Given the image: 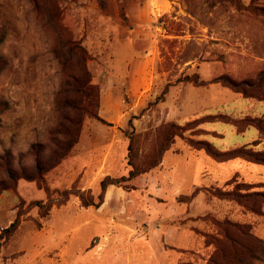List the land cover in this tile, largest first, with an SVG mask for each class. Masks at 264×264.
Here are the masks:
<instances>
[{"label": "rangeland", "instance_id": "374dc122", "mask_svg": "<svg viewBox=\"0 0 264 264\" xmlns=\"http://www.w3.org/2000/svg\"><path fill=\"white\" fill-rule=\"evenodd\" d=\"M1 38L0 234L22 215L0 264H210L219 249L223 264H264V197L237 183H264V164L232 159L219 176L197 148L254 143L255 127L213 117L262 115L264 101L178 81L256 80L264 0H0ZM170 121L197 137L83 205L129 174L130 153L147 165Z\"/></svg>", "mask_w": 264, "mask_h": 264}, {"label": "trees", "instance_id": "16d2710c", "mask_svg": "<svg viewBox=\"0 0 264 264\" xmlns=\"http://www.w3.org/2000/svg\"><path fill=\"white\" fill-rule=\"evenodd\" d=\"M0 41H2V38L0 39ZM0 61H5L3 59V57L1 56V54H0ZM1 68L2 67L0 66V70H1ZM178 81L179 82L190 81V82L194 83L195 86H205V85L211 84V83H219V84H222L225 86L227 84V86L230 87V89H232L234 92L242 95L243 97L253 98L256 100L264 101V71H262L258 75V78L256 80H253V81H248V80L237 81V80H235L231 77H228V76H222L219 78L203 80V79H201L199 74H194L191 76L187 75L183 78H179ZM173 85L174 84H169L167 86V88L163 92V96L161 97V101L165 100V96L169 92V87L173 86ZM145 111H146V109H144L141 114L143 115ZM217 117L218 116H214L213 119L214 118L216 119ZM218 118L219 119L222 118L226 121L233 123L239 131H244L245 129H247V127L254 126L257 130H259L261 135H263V137H264V115L263 116H245L243 118H230L227 115H223L221 117L219 116ZM195 121H198V125H199L200 120H195ZM193 123H194V121L188 122L186 125H180L179 123H177L175 121L168 122L166 127H164L165 129L163 131L162 139H161V142L159 144L156 155L153 157V159L147 165H145V166L137 165L132 160V155L130 153V155H129V165H130L129 174L127 176H123L121 178H114L111 176L104 177L100 181L101 193L99 194L98 201L86 199V198L81 196L83 205L87 208L88 207L98 208L104 202V196H105L106 190H107L109 185L120 184L122 181H131L134 178L144 176V175L148 174L149 172H151L152 170H154L156 167H158L161 164L166 151L169 150L173 146L176 138L185 139V138H187L188 135L192 134ZM258 143L259 142L257 141L253 145H245V146L237 147L235 149H231V150H227V151H221V150L217 149L215 146H213L210 142L198 141V144L200 145V147H197V148H205L206 151L211 156H213L216 159H220L221 161L234 159V158H240V159H243V160L248 161V162L257 163V164H264V149H261V150L258 149L256 147ZM129 147H130L129 151H131L132 145L130 144ZM63 155L64 154H62L61 157H63ZM58 162H59V160L54 162V164H57ZM36 167H37L38 173L43 172V167L40 164V160H39V162H37ZM8 172H9L11 179H13V180L17 179L14 172H12L10 170H8ZM237 183L245 185L246 187H249L251 190H253L252 193L264 197V190H263L264 183L252 184V183H247V182L241 181V180H239ZM229 185H230L229 183L226 184V186H229ZM223 193H224V191L223 192L217 191V194H215V195L220 197L223 195ZM39 205H40V203H39ZM21 215H22V213L19 212L17 215V218L10 224V226L5 228L1 232L0 241L3 239H6L14 231H16V229L19 226V220H20ZM225 231H226V233H229L228 230L225 229ZM227 260H228V253L224 249H219V254L214 255L213 260L210 264H223V262H225Z\"/></svg>", "mask_w": 264, "mask_h": 264}, {"label": "crops", "instance_id": "0c3cea01", "mask_svg": "<svg viewBox=\"0 0 264 264\" xmlns=\"http://www.w3.org/2000/svg\"><path fill=\"white\" fill-rule=\"evenodd\" d=\"M211 84H217V83H211ZM211 84H207V85H205V86H208V85H211ZM236 93V92H235ZM236 94H238V93H236ZM238 95H240V94H238ZM240 96H242V95H240ZM243 97V96H242ZM244 98H246V97H244ZM247 99H249V100H254V101H260V100H256V99H253V98H247ZM264 114H262V115H257V114H246L245 116H263ZM244 116V117H245ZM240 118H243V117H240ZM216 119H219L218 117L216 118ZM234 127H235V129L236 130H238L237 128H236V126L234 125ZM250 127H254V126H250ZM250 127H247V129L248 128H250ZM247 129H245L244 131H246ZM239 131V130H238ZM244 131H239V132H244ZM258 131V140H256L254 143H249V144H244V145H241V146H245V145H253V144H255L257 141L259 142L258 144H257V148L258 149H264V137H263V135H261V133L259 132V130H257ZM196 135H190V137H195ZM197 137V136H196ZM198 139V138H197ZM184 143H187L186 142V140H182ZM240 147V146H239ZM178 148H180V147H178ZM235 148H237V147H235ZM235 148H233V149H235ZM176 150V149H175ZM174 150V151H175ZM227 150H231V149H227ZM170 153V152H169ZM172 153V152H171ZM210 155V154H209ZM211 156V155H210ZM212 158L214 159V161H215V167H214V172L215 173H217V174H219V176L220 175H226V169H227V167H226V165L227 164H224V163H228V162H226V161H230V160H232V159H229V160H225V161H221V160H217L216 158H214L213 156H211V161H213L212 160ZM234 159H240V158H234ZM243 160V159H242ZM233 171H235V168H231ZM236 172V171H235ZM236 177H238V176H236Z\"/></svg>", "mask_w": 264, "mask_h": 264}]
</instances>
